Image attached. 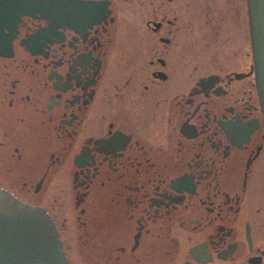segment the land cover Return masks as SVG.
Wrapping results in <instances>:
<instances>
[{"label":"flooded vegetation","instance_id":"af4514ba","mask_svg":"<svg viewBox=\"0 0 264 264\" xmlns=\"http://www.w3.org/2000/svg\"><path fill=\"white\" fill-rule=\"evenodd\" d=\"M25 1L0 0V188L66 264H264L248 0Z\"/></svg>","mask_w":264,"mask_h":264},{"label":"water","instance_id":"95a60500","mask_svg":"<svg viewBox=\"0 0 264 264\" xmlns=\"http://www.w3.org/2000/svg\"><path fill=\"white\" fill-rule=\"evenodd\" d=\"M36 9H49L58 18L59 0H31ZM255 81L264 115V0H248ZM0 264H66L64 248L55 222L46 210L17 199L0 188Z\"/></svg>","mask_w":264,"mask_h":264},{"label":"snow or ice","instance_id":"6c2138e0","mask_svg":"<svg viewBox=\"0 0 264 264\" xmlns=\"http://www.w3.org/2000/svg\"><path fill=\"white\" fill-rule=\"evenodd\" d=\"M259 53H260V57H261L262 59H264V43H262V44L260 45Z\"/></svg>","mask_w":264,"mask_h":264}]
</instances>
